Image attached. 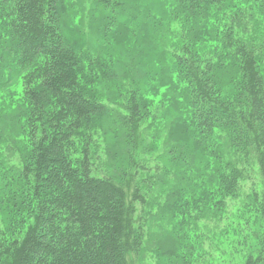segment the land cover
<instances>
[{
	"label": "trees",
	"instance_id": "obj_1",
	"mask_svg": "<svg viewBox=\"0 0 264 264\" xmlns=\"http://www.w3.org/2000/svg\"><path fill=\"white\" fill-rule=\"evenodd\" d=\"M235 1L250 0H98L92 51L76 37L72 0H0V94L21 81L23 99L9 124L0 113V145L11 128L23 144L19 168L0 154V264H138L152 222L171 227L158 261L194 264L197 219L223 212L252 153L264 207L263 76L246 52L220 60L203 46L216 41L203 23ZM173 21L182 26L170 51ZM106 85L122 97L124 118L103 103ZM143 121L166 137L144 133L148 152L157 141L163 148L161 168L145 177L143 164L130 168ZM96 135L111 164L94 161ZM242 224L223 233L235 238ZM255 249L245 264H264V233Z\"/></svg>",
	"mask_w": 264,
	"mask_h": 264
},
{
	"label": "rangeland",
	"instance_id": "obj_2",
	"mask_svg": "<svg viewBox=\"0 0 264 264\" xmlns=\"http://www.w3.org/2000/svg\"><path fill=\"white\" fill-rule=\"evenodd\" d=\"M98 0H72L71 12L75 14L73 17L74 24L78 28L79 41L87 47V44L97 47V40L99 38L98 21L93 13V5ZM237 2V1H235ZM233 3L231 7H225L223 13L215 12L211 15L207 25L203 23L202 34L206 33L211 28L214 29L216 41L206 42L203 44L205 48L216 47L218 53V59H240L242 52L250 55L253 59L254 68L262 74L264 79V2L250 0L247 3L237 2ZM180 21H173L170 31L174 37L168 39L169 49L171 51V43L178 42L176 35L179 34L181 29ZM217 26V28H216ZM195 28H200V25H196ZM218 29V30H217ZM204 38V37H203ZM226 52V54L223 53ZM238 57V58H237ZM212 59V58H208ZM236 72V70H234ZM120 72H117V74ZM225 76V83L229 82L231 74L227 73ZM120 86L126 81L121 80L119 77ZM105 82L104 79L100 81ZM109 92L106 90L104 93L109 94L110 101H104L110 105L112 113L122 114L124 118V108L122 107V97L118 96L117 90L106 85ZM163 91V89L160 90ZM22 99V85L21 81L18 84L11 86L9 90L0 94V113H2L3 122L10 123V112L13 108L20 104ZM124 116V117H123ZM120 121L119 129L123 132L122 136H126V130L124 128V122L121 120V116H116ZM138 128L135 130L136 148L132 150L130 155V168L134 169L141 167L143 164L145 169L143 172L144 177L152 174L158 168H161L160 153L163 152V148L159 141L156 142L157 149L154 152H148V146L152 142L150 134L144 135L146 131L154 132L160 139L164 140L166 137L162 135L158 130H147V122H139ZM19 128H11L7 134V142L3 146L0 145V154L3 155V160L12 168H19L23 162L22 148L23 144L17 142L21 141V135L19 136ZM17 130V131H16ZM99 133V132H98ZM101 135V133H99ZM142 140V149L137 148L138 141ZM223 140L221 134H217V141ZM92 143L96 148L94 155V161L104 164H111L110 158L113 155L111 148L105 143V141L99 136H93ZM221 152L226 151L224 146L220 148ZM142 152V153H141ZM228 159V156H225ZM237 165L240 170V179L238 188L236 189L235 196L226 197L224 210L214 217L212 214H206L203 217L197 219V227L193 229V233L198 237L195 243H198L203 249L199 258L194 264H245L246 257L252 253L253 257H256L258 250L257 238L264 233V207H258V203L261 201L262 192V180L259 174V168L256 163V159L253 153L248 158L243 160ZM140 171V170H139ZM258 197H255V196ZM255 197V198H254ZM255 206V207H254ZM216 214V213H214ZM237 222H242L241 227H238V231L235 233V238L231 233L227 236L223 233L225 229H233ZM3 229L0 226V230ZM170 225L164 223L152 222L150 229H146L145 243L142 247V252L139 257L138 264H163L159 262L156 256V252L168 250L172 245V237L170 234ZM240 237H243L245 241H241L240 244L236 242ZM259 246V245H258ZM157 252V253H158Z\"/></svg>",
	"mask_w": 264,
	"mask_h": 264
}]
</instances>
